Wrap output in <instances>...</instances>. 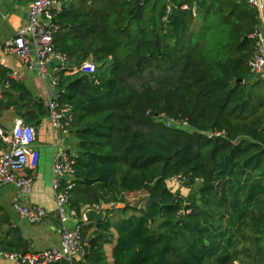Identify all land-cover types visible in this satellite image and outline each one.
<instances>
[{
  "label": "trees",
  "instance_id": "16d2710c",
  "mask_svg": "<svg viewBox=\"0 0 264 264\" xmlns=\"http://www.w3.org/2000/svg\"><path fill=\"white\" fill-rule=\"evenodd\" d=\"M60 1L55 49L97 65L59 73L57 101L78 139L70 205L82 217L124 203L116 220L113 208L83 225L75 264H108L115 232L113 264H264V80L248 65L258 10L247 0ZM10 85L0 110L38 124L44 107ZM178 176L197 190L173 191ZM134 193L146 195L139 208L126 201ZM24 248L19 229L0 240L2 252Z\"/></svg>",
  "mask_w": 264,
  "mask_h": 264
},
{
  "label": "built area",
  "instance_id": "2783aa9c",
  "mask_svg": "<svg viewBox=\"0 0 264 264\" xmlns=\"http://www.w3.org/2000/svg\"><path fill=\"white\" fill-rule=\"evenodd\" d=\"M247 1L255 8L262 7V4L257 0ZM62 8L63 4L60 0H30L28 23L21 26L16 35L8 40L5 45L6 52L16 55L25 67L37 68L43 76L49 75L52 84L57 87L59 73L66 68L72 67L73 70L84 74H93L97 69V65L91 58L82 60L77 64L70 62L69 65H66L69 62L66 56L55 49L54 33L58 29L55 17ZM170 9L171 7L168 8V11ZM254 37L256 51L248 65L255 79L264 80V32L260 25ZM17 77L15 72H9L6 78L1 79L3 87L9 89L10 80H16ZM95 83L98 84V81L96 80ZM58 96L59 94L49 104L52 124L54 128H59L67 133L73 121L72 109L69 105H60L57 101ZM216 135H221V133H211L209 136ZM0 136L10 146L9 151L0 155V185L13 184L19 188L21 193L31 194L34 182L27 171L35 170L41 158V152L36 143L35 126L26 123L20 117L16 119L14 126L9 131L0 126ZM75 157L64 151H59L55 154L53 162V188L63 223L61 246L28 253L0 251L2 256L12 262L25 264H75L77 258L85 256L86 242L82 238V227L87 222L84 216L87 209H83L82 217L74 228H68L64 225L69 215L79 217L76 210L71 208L69 192L75 186L73 167ZM178 177L181 179L180 176ZM14 206L20 214L34 223L41 222L47 216V211L43 207L27 205L21 202L19 197L15 198ZM189 212V208H186L181 211V214Z\"/></svg>",
  "mask_w": 264,
  "mask_h": 264
},
{
  "label": "crops",
  "instance_id": "0c3cea01",
  "mask_svg": "<svg viewBox=\"0 0 264 264\" xmlns=\"http://www.w3.org/2000/svg\"><path fill=\"white\" fill-rule=\"evenodd\" d=\"M262 7L256 8L259 14L260 28L264 32V0H257ZM30 0H0V65L1 72H15L16 81L29 90L33 103H39L44 107L45 113L40 115V122L34 124L37 132V146L41 152L38 167L35 170H28L27 173L33 178V190L31 194L21 193L19 188L13 184L0 185V240L6 239L7 233L19 229L24 237L27 252H38L54 247H60L62 242L63 223L58 211V204L53 188V162L55 154L64 151L70 156H76L78 152V139L76 134L69 129L65 133L52 124L49 104L59 94V89L51 82L49 75L43 76L37 68H27L14 54L5 50L6 42L12 39L17 30L28 23L30 11ZM51 66V65H50ZM49 66V68H50ZM0 81V96L2 92L8 91ZM31 112H37L32 108ZM20 116L13 107L0 110V126L6 131L12 129L15 121ZM23 118V117H21ZM24 119V118H23ZM25 120V119H24ZM33 125V124H32ZM3 149L0 155L5 152L8 144L0 136ZM139 194V193H134ZM132 194L127 195L126 197ZM19 197L21 202L27 205H38L47 211V216L38 223L31 222L20 214L14 206V200ZM120 204H110V217L116 220L123 213L120 212ZM124 206V205H123ZM140 206V204H139ZM96 208H100L97 206ZM139 208V207H138ZM109 211V210H108ZM80 217L68 216L65 226L74 228L80 221ZM95 222L87 221L84 226H93ZM93 229L90 228L89 231ZM117 233L113 243L105 244L108 264H113V251L116 245ZM84 261V257L77 258L76 262ZM75 262V263H76ZM0 264H25L12 262L0 254Z\"/></svg>",
  "mask_w": 264,
  "mask_h": 264
},
{
  "label": "rangeland",
  "instance_id": "374dc122",
  "mask_svg": "<svg viewBox=\"0 0 264 264\" xmlns=\"http://www.w3.org/2000/svg\"><path fill=\"white\" fill-rule=\"evenodd\" d=\"M172 122H168L167 125H171ZM169 186L172 188L173 191L180 193L183 196H189L192 192L197 190V187H191L187 184L184 179H180L179 177H174L170 180ZM146 195L143 193L139 194H132L126 197L127 203L133 205L135 207H139V204H143L145 201ZM124 203L120 204V207L123 206Z\"/></svg>",
  "mask_w": 264,
  "mask_h": 264
},
{
  "label": "water",
  "instance_id": "95a60500",
  "mask_svg": "<svg viewBox=\"0 0 264 264\" xmlns=\"http://www.w3.org/2000/svg\"><path fill=\"white\" fill-rule=\"evenodd\" d=\"M70 62H67L66 65H69ZM20 97L23 98V95L20 94ZM28 111H32V110H28ZM10 150V146H8L5 149V152ZM187 206H189V204H187ZM112 207L110 204H103L100 208H89L86 210L84 216L86 218L87 221H91V222H102L107 218V213L108 210H110ZM93 241V238L90 240L89 244L91 245ZM27 252V248H26V244H25V248L23 253Z\"/></svg>",
  "mask_w": 264,
  "mask_h": 264
}]
</instances>
